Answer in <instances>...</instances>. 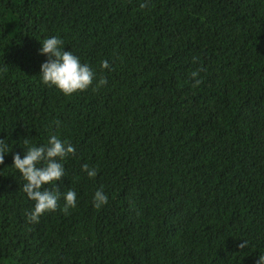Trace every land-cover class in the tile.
I'll list each match as a JSON object with an SVG mask.
<instances>
[{
  "label": "trees",
  "instance_id": "obj_1",
  "mask_svg": "<svg viewBox=\"0 0 264 264\" xmlns=\"http://www.w3.org/2000/svg\"><path fill=\"white\" fill-rule=\"evenodd\" d=\"M145 2L0 0V140L12 149L0 165V264L264 255V0ZM51 37L96 73L93 87L107 84L71 97L45 85L40 49ZM52 134L75 155L44 186L61 194L57 210L34 224L13 156ZM101 188L108 203L96 208ZM69 189L77 206L65 214Z\"/></svg>",
  "mask_w": 264,
  "mask_h": 264
},
{
  "label": "clouds",
  "instance_id": "obj_2",
  "mask_svg": "<svg viewBox=\"0 0 264 264\" xmlns=\"http://www.w3.org/2000/svg\"><path fill=\"white\" fill-rule=\"evenodd\" d=\"M147 0L140 5L141 9L147 8ZM64 42L58 37L46 38L40 49V54L47 56L46 62L41 65L42 82L48 87H55L66 97H71L79 93L86 92L90 88L93 91L107 84V80L101 77L93 87L96 73L87 64H82L79 57L71 51H64ZM107 60L101 62L102 69H109ZM199 69L191 73L192 80L195 81L193 87L199 86L202 82L197 79ZM60 122L56 121L59 126ZM26 147L23 159L19 154L13 156V167L19 171L26 183L23 191L27 197L34 201V208L26 213L30 223H39L42 215L48 212H55L58 208L59 192L46 189L45 185L57 184L64 175L63 161L69 155H75V148L67 141H62L56 134H52L48 143L43 146H28V139L24 140ZM12 149L5 142L0 140V165L4 164L5 153ZM82 171L89 179H94L97 175L96 168H90L87 163L82 165ZM65 201L62 211L67 214L69 209L77 206V198L74 190L69 189L63 193ZM108 203V196L103 189L97 190L94 194L93 204L96 208H101ZM247 247V241L239 245L240 249ZM257 264H264V255H260Z\"/></svg>",
  "mask_w": 264,
  "mask_h": 264
}]
</instances>
